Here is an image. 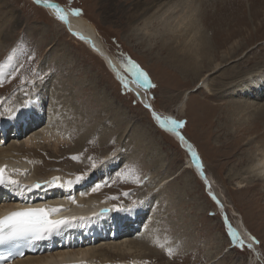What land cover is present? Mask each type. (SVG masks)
Masks as SVG:
<instances>
[{
	"label": "rangeland",
	"instance_id": "rangeland-1",
	"mask_svg": "<svg viewBox=\"0 0 264 264\" xmlns=\"http://www.w3.org/2000/svg\"><path fill=\"white\" fill-rule=\"evenodd\" d=\"M54 1L78 20L94 27L102 47L116 60L124 77L132 82L135 90L160 117L184 122L177 129L204 164L210 187L207 188L198 170L189 166L191 156L180 142L155 123L150 112L132 92L121 86L91 46L70 33L62 21L31 0H0V36L6 39L0 42V116L12 115L20 105L26 108L34 97L32 94L38 90L43 96L42 103L48 115L45 117L50 118L48 122L54 127L51 130L55 135L64 131L66 134L63 132L62 135L65 140L71 144L72 139L75 145L69 150L63 148L60 159L57 156L51 158L49 156H53V153H47V161H55L58 165L46 167L41 162V177L52 171L63 185L73 178H89L87 176L103 171L108 163L114 162L109 175L93 176L86 191L99 196L98 200L108 207L112 205L123 209L143 202L147 205L145 223L146 226L151 223L150 228L154 224V238L150 241L155 247L154 250L151 246L145 247L143 250L147 252L141 251L140 257L143 253L142 257L146 259L142 264H264L257 262L252 251L233 237L234 232L227 229L221 210L209 194L213 193L218 198L232 227L240 229L242 240L253 244L264 260V182L252 183L239 190L236 181L228 178L236 159L243 153L242 150L238 154L232 152L237 149L234 144H238L236 138L235 141L232 139L236 133L242 134L243 128L232 126L228 133L219 132L220 128H226L229 118L235 121L234 116H228L225 104L242 101L243 95L229 98V101L222 100L220 97L224 98L223 93L216 97L203 90L197 91V81L194 82L193 77L186 80L170 69L163 62L166 55H159L161 45L172 42L165 28L146 27L144 23L131 24L135 7L143 0ZM218 1L203 0L201 13H204V17L217 12L215 3ZM222 2L220 15H234L231 17L234 21L223 25L204 22L203 29L217 43H221L220 47L226 45L220 48L221 58L227 56L229 50L232 53L235 49L239 50L223 70L233 68L238 72H251L263 69L264 0ZM153 16H157L155 12L148 19L154 20ZM240 17L244 20L236 22ZM231 33L234 35L232 40L226 41ZM133 65L147 74L150 85L154 87L145 86L138 80ZM223 70L211 75V79L219 78ZM212 89L215 90L214 87ZM192 90L189 104L181 113L184 94ZM18 95V99H15ZM254 103L263 105L264 100L255 99ZM38 117L32 116V120ZM249 117L257 119L250 114ZM24 118L18 117L19 128L24 125L23 137H14L21 132H15L18 126L12 120L10 126L0 129V132L6 129L11 135L0 148L11 147L16 140L21 145L30 138H26V132L31 131V122L25 127V121L31 118ZM245 119L248 122L247 117ZM258 120L264 125V118ZM83 125L87 127L80 131ZM84 133L88 138L85 139ZM3 135V132L0 133V140ZM243 135L240 141L242 145L246 143L243 145L246 149L248 131ZM83 142L85 148L80 147ZM230 142L233 143L232 149ZM51 149L54 150V147ZM38 156L43 157L41 153ZM33 169L31 166L25 174L33 175ZM21 177L23 175L18 178ZM164 178H169L170 184L158 188V183ZM38 181L35 183L40 187L34 190L26 191L24 185H17V193H25L27 198L48 200V203L58 197L75 201L78 193L76 187L73 190L64 187L56 190L50 188V180ZM140 213L136 210L135 214L125 215L134 228ZM139 234L107 242L99 240V236L79 237L77 232L74 243L87 241L94 244L90 246L92 249L99 246L108 248L116 242L125 244V241L134 240ZM127 263L137 264L133 261Z\"/></svg>",
	"mask_w": 264,
	"mask_h": 264
},
{
	"label": "bare ground",
	"instance_id": "bare-ground-1",
	"mask_svg": "<svg viewBox=\"0 0 264 264\" xmlns=\"http://www.w3.org/2000/svg\"><path fill=\"white\" fill-rule=\"evenodd\" d=\"M31 1L34 2V0ZM50 3L57 4L61 7L63 13L67 14L66 20H60L57 17L56 8L52 7ZM202 3L203 0H143L136 5V12L134 14L135 16H132L133 19L131 24L135 25L138 23H144V26L146 27L152 25L153 27L156 26L157 28H165V33L169 35L168 37L170 40H172V42H166L161 45L159 51L160 57L165 54L166 56L163 59V62H165V64L168 65L170 69L180 74V76L182 75L186 80H189V77H193L194 82L197 81V91L203 90L209 95H216V97H220L221 95L219 94L223 93L224 98H222L221 96L220 99L228 101L229 98H240V95H243L244 100L242 99V101H229L227 103L225 102V105L227 106L226 108L228 116H234V120L236 122L228 117L230 121L227 120L229 122L227 126H225L226 128H220L219 130V132L224 131L225 134L228 133L227 131H229V128H231L232 126H236L239 129L243 128V133L240 135L236 133L234 135V138L232 139L233 141H235L234 139L236 138V143H238L234 144L237 149H233L232 152L238 154L241 153L239 151L242 150L243 153H241V156L236 159V165L232 167L233 169L228 176L231 181H236L238 189L242 190L244 188H247L248 185L252 183L264 182V125L260 124L258 120L264 118V103L263 105H261L260 103L259 105H256V103H254L255 99H259L261 101L264 100H262V98H264V68H259L260 70H254L251 72H238L233 68L223 70V68L225 69L226 65L236 57L235 55H237L239 50L235 49L233 53L229 50L227 56H222L221 58L219 56L220 48H224L226 47V45L224 44L220 47L219 45L221 43H217L212 35H208V32L203 29V25H205L204 22H206V24L212 23V25H223L222 23L225 24L229 21H234L231 19V17H233L234 15H229V17L228 15H220L219 9H221V5L223 4L222 0H220L218 1V3H215L217 5L216 8L218 9L217 12L214 15L206 14V16L204 17V13H201ZM35 4L46 9L48 12L62 21L65 27H68L70 33L76 35L82 41L86 42L89 46L92 47L93 45L99 48L101 52L110 57V55L100 44L97 32L92 25L87 24L83 20H78L65 7L54 0H41L40 3L36 2ZM204 6L206 7V5ZM160 8L161 10L159 11ZM152 12H155V15L157 16H153L152 19L154 20L150 21L151 18L148 19V16ZM242 20L244 19L240 17L239 19H236V22H242ZM233 36V33L229 34V36H227L226 38V41H231ZM5 41L6 39H2V37L0 36V42ZM216 44L218 45V47H216ZM96 54L100 55L99 53ZM110 59L117 68V70H115V74H117L118 77L122 79V82H124V84H127L132 89V91L137 92L132 82H129L124 77L116 60H114L112 57H110ZM222 70L223 73L219 78L215 77V79H211V75L220 73V71ZM213 87L215 88V90L212 89ZM193 92L194 91L192 90V92H186L184 94L181 113L186 110L187 104H189V100ZM32 96L34 97L31 99V102L27 105L26 108H23L24 105H20L17 106L12 115L4 117L0 116V129H2V127L4 126H10L9 122L11 120L14 121V123L18 126V130L16 129L15 132H21V134L19 136L15 134V138H20L22 136V130L24 128V125H20L19 128L18 117H20V119H25V116L27 118H31L30 121H25V127L29 122H31V124L29 125L31 127V131L29 133L26 132V138L28 136H30V138L26 139L24 144L20 145V143H17L18 140H16V144H13L11 147L2 146L0 148V167H6V174L10 176L11 179L17 180L19 182L18 184H0V216H6L15 209L59 208L62 210L52 214L56 219H60L61 217L63 219H69L71 221L72 233L71 229H66V225L61 226L58 232H53L55 234L48 236L44 243H53V246H55V243L58 242L59 246L66 247L60 248L59 246H57L56 248H52L45 252H40L37 255H25L22 259H18L17 261L9 264H128L127 261H133L137 264L144 263L146 259L142 257L143 253L140 257L141 251L145 247L149 248L151 246L153 250L155 247H153V242L150 241L153 237L152 230L154 229L152 228L154 224L152 223L153 226L152 228H150L149 226L151 223L149 224V226H146L145 223L147 222V217L145 215V213L147 212L146 208L148 209L147 205L143 202V204L139 203L132 207L131 205H129L128 207H122L123 209L111 207L112 205L108 207V205H104L98 200L99 196L97 197V195L87 193L86 191L90 187L93 176L104 177L109 175V171L113 170V167L115 166L114 162L108 163L107 166L104 167L103 171L96 172L95 175L87 176L89 178L79 180L73 178L71 180V185H69L68 182L61 185V179H59L54 184L52 183L53 185H50L51 189L53 188L56 190L63 187L65 189L73 190L76 187V191L78 193H75L76 199L72 202L69 199L58 197L52 202L48 203V200L45 202L40 199H32L30 196L29 198H27L25 193H23V195L21 193H17V185L19 184L24 185L26 191L34 190L36 189L34 185L37 184L35 182H37L38 180L45 179L52 181L54 177H57L58 175L56 173H53L52 171L46 173L44 177H41V171L43 170V168L40 166V163L44 162L46 167H52V164L58 165V163L55 161H47L48 157L46 156V154L51 152V154L53 153V156L49 157L55 158V156H57L60 159L59 154L61 153L63 148L69 150L75 146L72 143V139L70 140L73 146L69 141L65 140V137L62 135L64 131L59 130V135H55V133L52 131L54 130V127L52 128V124H50L51 122H48L50 118L48 119L47 117H45L48 115L46 114L44 104L42 103V94L39 93L38 90H35ZM18 97L19 95L15 99H18ZM19 111L21 114L17 115ZM230 112H232L233 114ZM248 112L251 117L255 116L257 119L255 120L250 117L248 119ZM35 115L39 117L35 120H32V116ZM246 117L248 119V122H245ZM222 120L223 119H221V121ZM44 126H47V129H42ZM85 126L86 125H83V127L80 128V131L83 128L86 129L87 126ZM161 129L171 134L167 129ZM245 131H248V148L246 149L243 146L246 143L242 145L240 141V138L244 136L243 134L245 133ZM2 132L4 133V135L0 140V145L4 142L7 143L10 139L9 136L11 137L6 129H3V131H1L0 133ZM241 132L242 130L239 133ZM184 137L185 136H183V138ZM86 138H88V136L85 134V139ZM185 138L183 142L188 146L189 142L187 139L186 141ZM83 144H80V147L82 146V148H85V143L83 142ZM232 144L233 143L231 142L229 144L231 149ZM52 147H54V150L51 149ZM191 149H193V147H191ZM40 153L43 155V157L38 156ZM254 154L257 155L255 156ZM233 158L235 157H232V159ZM188 164L191 168L193 167L195 170H198V173L199 169L201 168L202 173H204L205 177L208 179L204 170V164L202 162L201 164L198 163L200 165V167H198V164H194L191 158ZM31 166L34 167L33 175H30L29 173V175H26V170ZM20 175H23V177L18 178ZM166 184H170L169 178L162 179L157 186L158 188H160ZM105 209L109 211L107 213L103 212V210ZM136 210H139V212L141 213L137 215L138 221L135 223L134 228V226L130 224L131 221L129 222L127 220L129 218L125 215H131V213L135 214ZM80 217H84V219H80ZM104 227L106 228L104 229ZM233 228L241 235L240 229H238L237 227ZM73 231L78 232L79 237H88L91 235L94 237L99 236V240L107 242L114 240L117 241L121 238H128L134 236L135 234L137 235L138 233L142 234V232L143 234H139L134 240L125 241L127 242L125 243L126 245L122 244V242H116L108 246V248L110 249L103 246L92 249L90 248V246L94 244H88L87 241H85L84 243H70L69 245H65L64 243H62L63 241L70 242L72 236L75 233ZM145 251L147 252V250H143L142 252ZM156 252H158V250ZM256 261L264 262L260 252L259 256H256Z\"/></svg>",
	"mask_w": 264,
	"mask_h": 264
},
{
	"label": "snow or ice",
	"instance_id": "snow-or-ice-1",
	"mask_svg": "<svg viewBox=\"0 0 264 264\" xmlns=\"http://www.w3.org/2000/svg\"><path fill=\"white\" fill-rule=\"evenodd\" d=\"M37 3H40L41 0H36ZM56 12L57 17L60 20H66V13H63L62 9L57 6ZM75 14H79L76 12ZM136 68V76L140 82H142L145 86L154 87V85H150V81L147 77V74L143 71L139 70L136 65H133ZM127 87V85H125ZM155 115V114H154ZM155 119L159 121L160 126L163 128H167L170 131H175L177 128L183 125V121L173 120L167 117H160L158 115L155 116ZM179 135V133H177ZM181 140L183 137L181 136ZM189 150L191 151V146H189ZM196 153L192 151V156L195 159ZM75 159V157H73ZM94 166V165H93ZM200 167V165H197ZM80 177H77L79 180ZM59 180L58 177H54L52 181L49 183H56ZM17 180L11 179L10 176L6 174V167H0V184H18ZM71 185V181L68 182ZM34 187H40L39 184L34 185ZM59 208H29L21 211L12 212L11 214L0 217V245L9 244L16 241L26 240V239H34V240H42L46 237L53 234V232H58L61 226L67 225L69 220L60 219L53 220L50 218L52 213L61 211ZM104 211H107L106 209ZM76 219V218H73ZM80 219H84V217H80ZM233 237L235 238V233H233ZM255 240V238H253ZM169 255H171V250H169ZM6 259V258H5Z\"/></svg>",
	"mask_w": 264,
	"mask_h": 264
},
{
	"label": "water",
	"instance_id": "water-1",
	"mask_svg": "<svg viewBox=\"0 0 264 264\" xmlns=\"http://www.w3.org/2000/svg\"><path fill=\"white\" fill-rule=\"evenodd\" d=\"M34 2L36 3V0H34ZM48 3V2H47ZM50 5L53 7V6H57V7H59L60 9H61V7L59 6V5H57V4H54V3H50ZM54 8H56V7H54ZM92 50L93 51H95L96 53H99L100 54V57L103 59V60H105V63L108 65V67H109V69H110V71L115 75V77L117 78V80H118V82L121 84V86H123L124 88H126L127 90H129L130 92H132L133 94H134V96L136 97V99L150 112V114H151V116H152V118H153V120L155 121V123L159 126V127H161L160 126V123H159V121H157L156 119H155V116L156 115H158L155 111H154V109H153V107L152 106H150V104L146 101H144V98L142 97V95L141 94H139V93H137V92H135V91H132V89L127 85V84H124V82H122V79H120L119 77H118V75L117 74H115V70H117V68H116V66L113 64V62L111 61V59H110V57L109 56H107L106 54H104L103 52H101V50H99V48H97V47H95V46H93L92 45ZM125 85H127V87H125ZM155 114V115H154ZM159 116V115H158ZM161 128H163V127H161ZM165 129H167V128H165ZM168 130V129H167ZM170 133H171V135L173 134V136L176 138V139H178L179 140V142H180V145L182 146V148L185 150V151H187L188 153H189V155L191 156V158H192V160H193V162H194V164H201V162H200V158L196 155V158L194 159L193 158V156H192V151H194L193 149H191V151L189 150V147H187V146H185V145H183V144H185L184 142H183V140H184V138H183V140H181V136H182V133L181 132H179V130H175V131H170V130H168ZM177 133H179V135L177 134ZM183 137V136H182ZM195 152V151H194ZM196 153V152H195ZM197 171V170H196ZM199 174H200V178L204 181V183H205V185L207 186V188L209 189V187H210V183H209V181H208V179L205 177V175H204V173H202V169L200 168L199 169ZM210 194V197L212 198V200L217 204V206H218V208L221 210V212H222V214H223V221H224V224L226 225V227H227V229H229L231 232H234V233H236V237H237V239H239L241 242H242V244H244V246H246L248 249H250L251 251H252V253L255 255V256H259V252L254 248V246H253V244H248L247 242H245V241H243L242 240V238H241V236H240V234L238 233V231H236L233 227H232V225H231V223H230V221L228 220V218H227V214H226V212H225V208H224V206H223V204L218 200V198L213 194V193H209ZM75 225H78V224H75Z\"/></svg>",
	"mask_w": 264,
	"mask_h": 264
}]
</instances>
